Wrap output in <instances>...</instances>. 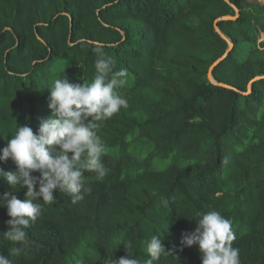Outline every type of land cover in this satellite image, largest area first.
Returning <instances> with one entry per match:
<instances>
[{
	"label": "trees",
	"instance_id": "1",
	"mask_svg": "<svg viewBox=\"0 0 264 264\" xmlns=\"http://www.w3.org/2000/svg\"><path fill=\"white\" fill-rule=\"evenodd\" d=\"M236 10V19L223 18ZM97 45L127 70L117 91L128 107L98 130L109 171L101 180L85 172L91 192L76 203L66 192L37 201L42 214L25 244L4 238L10 217L0 207V254L11 264H103L126 256L130 240L144 264L158 235L168 252L153 264H202L198 247L181 238L198 213L214 209L232 221L240 264H264V4L0 0V150L17 126L36 132L51 115L55 79L91 83ZM221 57L212 76L227 86L208 76ZM141 138L148 144L136 152ZM0 167L16 170L11 160ZM10 190L0 179V193Z\"/></svg>",
	"mask_w": 264,
	"mask_h": 264
},
{
	"label": "clouds",
	"instance_id": "2",
	"mask_svg": "<svg viewBox=\"0 0 264 264\" xmlns=\"http://www.w3.org/2000/svg\"><path fill=\"white\" fill-rule=\"evenodd\" d=\"M94 52L95 76L91 83H73L68 77L55 79L48 87L51 115L40 118L36 132L27 124L17 126L0 150V161L11 160L16 166L15 171L0 167V179L12 188L0 193V207L6 208L10 217L6 221L8 230L3 233L9 241L27 243L26 229L42 214L37 201L52 203L55 193L66 192L76 203L91 192L86 187L85 172H94L101 180L109 171L102 162L106 149L98 130L104 121L128 107L127 99L117 91L126 83L127 70L115 69L103 45H97ZM17 186L26 189L23 200L14 194ZM197 215L195 230L183 233L181 244L198 247L202 264H240L239 249L232 243L236 239L232 221L214 209ZM122 244L127 255L106 257L103 264H141L129 252L132 241ZM13 251L18 253L19 248ZM146 251L150 258L144 264H153L168 252L158 235L147 241ZM0 264L11 261L0 254Z\"/></svg>",
	"mask_w": 264,
	"mask_h": 264
},
{
	"label": "water",
	"instance_id": "3",
	"mask_svg": "<svg viewBox=\"0 0 264 264\" xmlns=\"http://www.w3.org/2000/svg\"><path fill=\"white\" fill-rule=\"evenodd\" d=\"M236 12H237V15L236 16H231V15H229V16H226V17H223V18H226V19H236V17L238 16V14H239V10H236ZM219 20V19H218ZM217 20V21H218ZM217 21L215 22V27L217 28V30L220 32V30H219V28H218V25H217ZM221 33V35L223 36V37H225L226 38V36L222 33V32H220ZM230 49L233 47V44L230 42ZM230 49H228V50H230ZM224 59V57H221V58H219L217 61H215L213 64H212V66L210 67V70H209V78L214 82V83H217V84H220V85H224L223 83H218V82H216L215 80H214V78H213V76H212V70H213V68L217 65V64H219L222 60ZM224 86H227V85H224ZM228 87H230V86H228Z\"/></svg>",
	"mask_w": 264,
	"mask_h": 264
},
{
	"label": "rangeland",
	"instance_id": "4",
	"mask_svg": "<svg viewBox=\"0 0 264 264\" xmlns=\"http://www.w3.org/2000/svg\"><path fill=\"white\" fill-rule=\"evenodd\" d=\"M251 1H254V0H251ZM258 1H260V2H262L263 4H264V0H258ZM188 24H190V25H195L196 24V20H191V19H188ZM68 61H66V60H63V61H61L60 63H59V65L61 66V67H66V66H68ZM146 144H148V141L146 140V139H144V138H141V139H139L138 141H136L135 143H134V145H133V149H134V151H138L139 149H140V147H142V146H144V145H146Z\"/></svg>",
	"mask_w": 264,
	"mask_h": 264
}]
</instances>
